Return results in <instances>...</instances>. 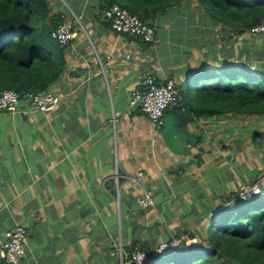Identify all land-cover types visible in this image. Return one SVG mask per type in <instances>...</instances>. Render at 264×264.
Masks as SVG:
<instances>
[{
	"label": "crops",
	"instance_id": "0c3cea01",
	"mask_svg": "<svg viewBox=\"0 0 264 264\" xmlns=\"http://www.w3.org/2000/svg\"><path fill=\"white\" fill-rule=\"evenodd\" d=\"M50 5L77 18L63 68L45 88L61 96L47 112L23 99L0 112V245L14 223L25 227L17 264H117L115 246L150 251L182 232L197 237L220 198L264 181L263 116L191 119L168 108L196 139L178 156L128 106L148 76L179 86L221 65L264 71V35L211 17L197 0L147 20L151 43L114 32L97 0ZM145 196L151 204H140Z\"/></svg>",
	"mask_w": 264,
	"mask_h": 264
},
{
	"label": "trees",
	"instance_id": "16d2710c",
	"mask_svg": "<svg viewBox=\"0 0 264 264\" xmlns=\"http://www.w3.org/2000/svg\"><path fill=\"white\" fill-rule=\"evenodd\" d=\"M179 1L97 0L101 11L115 3L147 23ZM197 1L211 17L242 29L264 20V0ZM51 9L48 0H0V92L42 90L59 76L65 48L50 37V30L64 10ZM230 67L238 66L204 69L176 85L180 101L171 108L182 109L191 119L224 113L264 117V71ZM255 183L258 193L242 199L232 191L220 198L203 234L179 233L170 239L185 238L162 252L142 249L135 241L123 251H143L142 264H264V181ZM191 238L195 241L187 242Z\"/></svg>",
	"mask_w": 264,
	"mask_h": 264
},
{
	"label": "built area",
	"instance_id": "2783aa9c",
	"mask_svg": "<svg viewBox=\"0 0 264 264\" xmlns=\"http://www.w3.org/2000/svg\"><path fill=\"white\" fill-rule=\"evenodd\" d=\"M101 16L109 27L118 34L135 37L142 42L151 43L153 41L152 25L141 20L136 14L129 12L126 8L112 3L101 11ZM72 19L77 20L67 7L63 13H60V20L50 30V37L59 45L64 46L72 39L74 35ZM247 32L252 35H264V20L248 27ZM249 70H253V67L249 66ZM60 96V93L49 89L26 91L21 94L12 89H3L0 92V112L12 113L17 111V106L21 99L25 100L33 110L47 112L55 106ZM179 101L180 96L178 95L176 83L172 78L157 81L153 77L148 76L143 79L139 87L134 88L130 92L128 106L140 110L152 123L154 131H159L164 112L167 108L176 106ZM237 191L238 196L243 199L249 193H258L259 188L256 183H247L240 185ZM139 202L141 205L151 204L147 196ZM25 238V227L22 224L14 223L4 233V240L0 245V260L5 264H17L23 255ZM184 238V235H181L178 239L160 242L155 250L156 252L165 251ZM187 241L194 242L195 238ZM112 254L117 258L119 264H142L145 259V253L138 248L126 253L119 246L110 252V255Z\"/></svg>",
	"mask_w": 264,
	"mask_h": 264
},
{
	"label": "water",
	"instance_id": "95a60500",
	"mask_svg": "<svg viewBox=\"0 0 264 264\" xmlns=\"http://www.w3.org/2000/svg\"><path fill=\"white\" fill-rule=\"evenodd\" d=\"M179 114L182 115L183 113H169L162 116L159 135L164 146L170 152L182 156V148L192 147L196 139L192 135L186 134L181 130V124L176 119V115ZM176 139H178L179 142H177Z\"/></svg>",
	"mask_w": 264,
	"mask_h": 264
},
{
	"label": "rangeland",
	"instance_id": "374dc122",
	"mask_svg": "<svg viewBox=\"0 0 264 264\" xmlns=\"http://www.w3.org/2000/svg\"><path fill=\"white\" fill-rule=\"evenodd\" d=\"M52 1H53V0H48L49 4H52ZM58 1H60V2H64V0H58ZM199 4H200V3H199ZM200 5H201V4H200ZM201 7H202L203 12L208 13L207 10H206V8H205L204 6L201 5ZM209 80H212V78H210ZM253 183H255V182H253ZM261 183H262V182H261ZM241 185H242V184H241ZM239 187H240V186H239ZM239 187H238V188H239ZM237 190H238V189H237ZM187 242H190V241H187ZM116 248H117V246L114 247L113 250H115ZM112 256L115 257L113 254H112ZM115 258H116V257H115ZM116 260H117V258H116ZM117 264H119L118 260H117Z\"/></svg>",
	"mask_w": 264,
	"mask_h": 264
},
{
	"label": "clouds",
	"instance_id": "9594fccd",
	"mask_svg": "<svg viewBox=\"0 0 264 264\" xmlns=\"http://www.w3.org/2000/svg\"><path fill=\"white\" fill-rule=\"evenodd\" d=\"M166 251V250H165Z\"/></svg>",
	"mask_w": 264,
	"mask_h": 264
}]
</instances>
